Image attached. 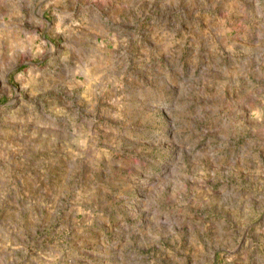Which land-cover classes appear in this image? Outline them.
<instances>
[{"label":"rangeland","instance_id":"374dc122","mask_svg":"<svg viewBox=\"0 0 264 264\" xmlns=\"http://www.w3.org/2000/svg\"><path fill=\"white\" fill-rule=\"evenodd\" d=\"M0 264H264V0H0Z\"/></svg>","mask_w":264,"mask_h":264}]
</instances>
